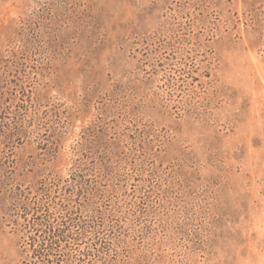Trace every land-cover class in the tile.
I'll return each instance as SVG.
<instances>
[{
	"label": "rangeland",
	"instance_id": "1",
	"mask_svg": "<svg viewBox=\"0 0 264 264\" xmlns=\"http://www.w3.org/2000/svg\"><path fill=\"white\" fill-rule=\"evenodd\" d=\"M80 160L105 264H264V0H0V264Z\"/></svg>",
	"mask_w": 264,
	"mask_h": 264
},
{
	"label": "trees",
	"instance_id": "2",
	"mask_svg": "<svg viewBox=\"0 0 264 264\" xmlns=\"http://www.w3.org/2000/svg\"><path fill=\"white\" fill-rule=\"evenodd\" d=\"M101 169L102 164L90 168L80 160L67 180L47 175L34 189L12 192L10 223L21 236L24 264H99L104 260L101 249H111L108 233L115 226L111 211L97 206L104 204L97 175Z\"/></svg>",
	"mask_w": 264,
	"mask_h": 264
}]
</instances>
